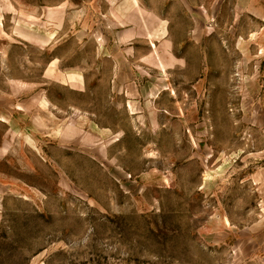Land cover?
<instances>
[{
	"label": "rangeland",
	"instance_id": "rangeland-1",
	"mask_svg": "<svg viewBox=\"0 0 264 264\" xmlns=\"http://www.w3.org/2000/svg\"><path fill=\"white\" fill-rule=\"evenodd\" d=\"M56 1L0 0V264H264V0H91L25 43Z\"/></svg>",
	"mask_w": 264,
	"mask_h": 264
},
{
	"label": "crops",
	"instance_id": "crops-1",
	"mask_svg": "<svg viewBox=\"0 0 264 264\" xmlns=\"http://www.w3.org/2000/svg\"><path fill=\"white\" fill-rule=\"evenodd\" d=\"M104 1L108 2L109 6L106 7V10H98V12H100L104 16L105 19L104 21L109 22V19L111 18L109 14H111L112 18L114 17V20L117 24L123 22L122 18H120L118 15L117 16L113 15L116 6H118V4L123 0H104ZM67 3L73 4L74 6L67 7L66 5ZM47 4L48 5L46 6L45 5L39 6L32 4V10L30 11V13L29 11L26 12V14L28 13L29 15L28 16L30 19L29 22H33V23L37 22L41 28L51 29L53 32H50L49 35L41 34L39 36L34 34L29 35L27 33L24 35H20V38L25 43L32 45L34 44L51 45L54 42V38L58 30L60 31V29L62 28L64 29L66 26H69L70 24L77 25L79 28H81L83 24L88 25L92 20V14L97 12V9L93 10L94 6L93 7L91 6V0H57L52 4L50 3ZM83 30L87 34L88 30H86V27H84ZM141 35L142 32H139V30L137 29L126 30V31L122 30L116 32L115 35L114 33H111V37L106 36V38H108V40L114 39L115 43L123 45L130 41L132 42L135 39L141 38ZM151 47L153 48L152 45ZM118 55L119 54L115 56L110 55V58L112 60H115V58ZM163 64H165V62H163ZM72 80L69 79L66 81V83L70 85L72 83ZM120 92H121L120 90H117V93ZM125 95H130V94L129 92L126 91ZM131 107L133 108V106Z\"/></svg>",
	"mask_w": 264,
	"mask_h": 264
}]
</instances>
